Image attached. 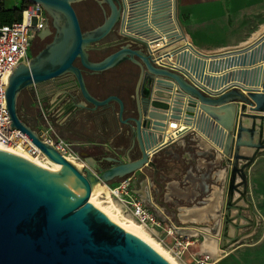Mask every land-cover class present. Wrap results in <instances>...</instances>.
Returning <instances> with one entry per match:
<instances>
[{
  "label": "water",
  "instance_id": "obj_1",
  "mask_svg": "<svg viewBox=\"0 0 264 264\" xmlns=\"http://www.w3.org/2000/svg\"><path fill=\"white\" fill-rule=\"evenodd\" d=\"M26 1L42 5L53 17L56 38L29 64L15 69L7 90L10 118L14 129L62 169H41L0 151V264H171L89 200L99 183L128 179L146 165L161 186L157 177L165 167H158L157 154L188 136L215 152L220 191L212 199V225L175 223L177 234L201 238V247H213L214 252L200 255L214 261L254 233L257 215L246 170L264 149V34L238 50L204 55L186 43L180 24L175 27L173 0H151L152 6L149 0H97L110 5V13L91 32L83 30L74 6L84 0ZM55 15L63 20V31ZM116 27L127 44L103 60H93L94 45ZM159 41L165 45L152 48ZM127 61L140 68L139 98L132 102L143 151L139 160H118L97 177L64 158L21 119L18 100L24 90L67 74L75 76L84 99L94 107L117 100L122 115L127 104L115 95L94 97L85 74L104 73ZM169 119L182 121L184 127L174 142ZM72 174L82 186L70 181Z\"/></svg>",
  "mask_w": 264,
  "mask_h": 264
},
{
  "label": "crops",
  "instance_id": "obj_2",
  "mask_svg": "<svg viewBox=\"0 0 264 264\" xmlns=\"http://www.w3.org/2000/svg\"><path fill=\"white\" fill-rule=\"evenodd\" d=\"M176 17L186 43L204 55L238 50L264 34V0H176ZM116 35V40H120L118 29ZM106 48L101 43L94 45L92 59L94 54H101ZM134 68V76L124 82L121 65L104 73L85 74L86 84L94 97L105 100L115 95L127 104L122 115L117 100L106 106L94 107L84 99L75 76L67 74L24 90L26 94L23 91L18 100L20 117L30 128L34 127L29 114V105L33 102L39 110L35 119L37 128L43 127L44 133L50 126L53 134L73 144L80 156L78 164L97 177L114 167L118 160L122 163L139 160L143 151L136 137L134 118L137 115L132 102L134 98H139L137 86L141 83L138 82L140 68ZM111 84H118L119 87L110 90ZM123 84L126 89L131 88L124 91ZM167 123L177 124L178 127L183 124L170 119ZM214 155L215 152L195 136L179 140L157 154L158 167H165L157 177L161 186L154 183V169L146 165L130 176L133 194L164 227L175 223L181 225L185 221L210 226L216 211L212 199L220 191L216 177L219 169ZM254 160L246 170L248 192L250 200L252 195L253 208L261 212L264 209V149ZM123 179L104 181L100 186L109 190ZM159 234L163 236L164 231ZM192 239L195 244L189 250L193 254L198 256L204 251L214 252L213 247H201V238Z\"/></svg>",
  "mask_w": 264,
  "mask_h": 264
},
{
  "label": "built area",
  "instance_id": "obj_3",
  "mask_svg": "<svg viewBox=\"0 0 264 264\" xmlns=\"http://www.w3.org/2000/svg\"><path fill=\"white\" fill-rule=\"evenodd\" d=\"M45 24L46 14L43 6L30 3V6L23 11L21 20L14 21L10 25L0 26V144L9 147L22 146L32 155L40 158L46 156L26 135L12 126L13 122L7 103V90L15 69L20 65L29 64L32 41L37 33L44 29ZM173 130L175 132L172 133V142L178 140L182 131L177 127ZM40 138L46 144L54 147L64 158L79 165L80 156L73 148V144L53 134L52 127L49 126L43 135H40ZM131 183L130 177L114 188H110L111 197L124 209V213L133 214L144 228L157 234L164 231L166 235L161 237V244L167 245L177 259L184 260L186 252L195 244L193 239L180 236L171 225L164 227L163 223L147 210L144 203L133 194ZM192 264H215V262L208 256L198 255L193 257Z\"/></svg>",
  "mask_w": 264,
  "mask_h": 264
},
{
  "label": "rangeland",
  "instance_id": "obj_4",
  "mask_svg": "<svg viewBox=\"0 0 264 264\" xmlns=\"http://www.w3.org/2000/svg\"><path fill=\"white\" fill-rule=\"evenodd\" d=\"M3 4L5 6L6 9H16V8H20L22 5V1L23 0H2ZM88 1V0H87ZM90 2L93 0H89ZM101 1V0H100ZM83 2V1H82ZM76 5L80 11V20H82V26L84 28L85 32H91L93 31V29L101 26L102 24H104V22L106 21V18L109 16L110 13V9H108L107 7H105L106 10H100L98 9V13L93 16L90 17L89 14L84 11L85 9H83V7H85L84 5H81V2H76ZM104 8V7H103ZM46 14V19L48 18L47 13ZM54 25V21L52 20V26ZM118 29V27H116L111 33L110 36H108L106 39H104L101 44H103L104 47H108L104 50V52H102L101 54H94L93 60L96 59H102L105 57L110 56V54H112L113 52H115L116 50L120 49L121 47L125 46L127 44V39H124L121 37L120 40H116L117 35H116V30ZM53 33L51 34V38H49L48 40H46L44 43L41 42H36L35 44L31 45L30 48V60L34 59L36 56H38L45 48V46L51 44L54 42L55 38H56V29L53 26L52 28ZM115 45H112V44ZM108 55V56H107ZM96 58V59H94ZM124 65L121 73H122V81L124 82L125 79L127 78H131L132 75H134L135 73V66H133V64L129 61L121 64V66ZM119 86L118 84H111V86H109V89H117ZM32 89L34 88L31 87ZM124 91L126 90V85L123 84ZM30 90V89H28ZM26 90V91H28ZM26 91H24V93L26 94ZM24 94V95H25ZM23 99V96L21 97V100ZM37 111L39 113L38 108L33 104V102H31V104L29 105V114L32 115V121L33 122V129H35V131L39 134V135H43V127L36 125V116H37ZM29 126V125H28ZM47 161H49L47 159ZM101 183L98 184V186L95 188V190L101 189V193H100V197L101 200L107 202V197L106 194L107 192H109L110 194V189L107 190L104 187L100 186ZM111 196V195H110ZM115 201V200H114ZM251 201H252V195H251ZM117 207L119 208V210H121L123 212V208H121L117 202L115 201ZM253 203V202H252ZM256 215H257V224L258 227L256 229V231L254 233H252L251 235L247 236L245 239H243L240 243L230 247V249L227 252H224L223 256L217 257L218 262L216 264H264V209L261 210V212H257V210L255 209ZM124 213V212H123ZM124 215L126 217H128L129 219H134L138 224L139 221H137V219L133 216V214H129V213H124ZM151 235L158 241V243L161 244V237H165L166 233L163 234V236H161L160 234H157L149 229H147ZM169 241V240H168ZM170 243V241H169ZM162 246L164 247V249H166L170 255L179 263V264H192L193 262V257H196V254H193L190 250L186 252L185 256H184V260H180L177 259L174 254L171 252L170 248L165 245L162 244ZM224 257V258H223ZM214 262H216V260H214Z\"/></svg>",
  "mask_w": 264,
  "mask_h": 264
},
{
  "label": "bare ground",
  "instance_id": "obj_5",
  "mask_svg": "<svg viewBox=\"0 0 264 264\" xmlns=\"http://www.w3.org/2000/svg\"><path fill=\"white\" fill-rule=\"evenodd\" d=\"M151 2L152 6V1ZM173 17H174V23L175 27L179 29V23L176 20V0H173ZM151 9V7H150ZM151 11V10H150ZM149 11V12H150ZM55 22L57 27L59 28L60 31L64 30V22L61 20L57 15H55ZM179 31V30H178ZM163 39L165 42H168V36L167 34H163ZM164 41H159L158 44H155V46H152V48H159L163 47ZM170 127V134L172 136V133L175 132L173 128H181V130L184 129L183 124L178 127V125H174ZM169 138V135L166 137V140ZM0 151L6 152L14 157H19L28 163L35 165L41 169H51V170H61L62 166L59 164H56L52 162L50 159L47 157L40 158L39 156L32 155L30 152L26 151L22 146L16 145V147H9V146H3L0 144ZM47 159L49 161H47ZM71 182H74L80 186H82L81 183H79L75 176L72 174L70 178ZM96 187L93 188L91 198L89 200V204H91L94 208H96L98 211L100 210L102 213H104L115 225H118L121 229H123L127 234L133 235L136 237L138 240H142L146 242L148 245L152 247V249L161 257L164 259L168 260L171 264H179L171 255L170 253L164 249L162 244L158 243V241L151 235V233L144 228L141 224H138L134 219H129L124 215V213L119 210L117 207L114 199L110 196L109 192H107L106 197H107V202L101 200L100 193L101 189L95 190ZM221 260V259H220Z\"/></svg>",
  "mask_w": 264,
  "mask_h": 264
},
{
  "label": "flooded vegetation",
  "instance_id": "obj_6",
  "mask_svg": "<svg viewBox=\"0 0 264 264\" xmlns=\"http://www.w3.org/2000/svg\"><path fill=\"white\" fill-rule=\"evenodd\" d=\"M26 2V0H23L22 3ZM81 2V5H84L85 7H83V9H85L84 11H86L90 17H93L95 16L97 13H98V9L100 10H106L105 7H107L108 9H110V5H108L107 3H104L103 5H101L100 3H98L97 0H93V1H87V0H84L83 2ZM75 10L77 11V14L79 16V19H80V11L77 7V5L75 4ZM104 7V8H103ZM45 12L47 13L48 15V18L46 19V24H45V27L42 31H40L39 33H37V35L35 36L34 40L32 41V44H35L36 42H41V43H44L46 40H48L49 38H51V34L53 33V26H52V20H53V17L47 12V10L44 8ZM81 24H82V20H81ZM83 28V26H82ZM84 30V28H83ZM48 46V45H47ZM45 46V47H47ZM45 49V48H44ZM124 65H122L121 67H123ZM131 88V87H129Z\"/></svg>",
  "mask_w": 264,
  "mask_h": 264
},
{
  "label": "trees",
  "instance_id": "obj_7",
  "mask_svg": "<svg viewBox=\"0 0 264 264\" xmlns=\"http://www.w3.org/2000/svg\"><path fill=\"white\" fill-rule=\"evenodd\" d=\"M21 5L22 6L20 8H16V9H13V8L12 9H6L5 6H4V4H3V1L0 0V26L10 25L14 21L21 20L22 13H23L24 10H26L28 8V6H30V2L29 1L27 2L26 1V2L22 3ZM94 59H96V58H94ZM96 61H100V59L99 60L96 59Z\"/></svg>",
  "mask_w": 264,
  "mask_h": 264
}]
</instances>
